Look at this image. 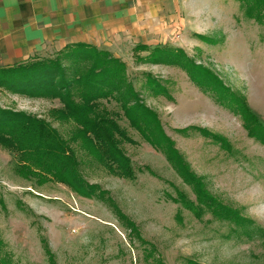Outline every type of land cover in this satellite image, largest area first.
<instances>
[{
  "label": "rangeland",
  "instance_id": "1",
  "mask_svg": "<svg viewBox=\"0 0 264 264\" xmlns=\"http://www.w3.org/2000/svg\"><path fill=\"white\" fill-rule=\"evenodd\" d=\"M258 1L176 0L171 23L98 47L126 65L139 101L189 164L198 191L240 223L205 207L187 209L185 203L198 202L194 188L123 118L136 141L123 148L138 177L127 181L84 166L87 180L106 191L102 200L60 184L33 187L14 173L17 155L0 148L3 252L20 264H49L46 238L59 264H264V145L221 104L227 101L221 91L199 84L196 73L198 66L211 72L264 126V6L255 9ZM142 44L146 48L138 49ZM166 51L182 52L190 65L160 60ZM0 107L45 118L67 137L70 126L49 116L61 107L58 100L29 98L0 85Z\"/></svg>",
  "mask_w": 264,
  "mask_h": 264
},
{
  "label": "trees",
  "instance_id": "2",
  "mask_svg": "<svg viewBox=\"0 0 264 264\" xmlns=\"http://www.w3.org/2000/svg\"><path fill=\"white\" fill-rule=\"evenodd\" d=\"M263 6V1L259 0L254 8ZM159 59L167 64L183 62L190 65L182 52L166 51ZM196 69L200 71L196 72L199 73V76L196 74L197 82L215 92L220 90L227 99L221 104L239 114L249 135L264 145V126L245 100L226 89L211 72L199 66ZM211 81L213 83H209ZM0 85L29 98L58 100L61 107L51 109L49 116L55 122L70 126L65 137L45 118L0 107V148L17 155L12 169L33 187L60 184L83 198L105 199L106 191L87 180L84 166L88 165L97 166L113 177L135 181L137 171L123 145H134L136 141L121 124L125 118L130 127L161 151L168 162L175 165L183 180L194 188L198 202L196 205L185 203L187 209L197 213L205 207L221 219H237L240 223L239 217L231 214L226 217L220 209L216 210L210 197L198 191L201 184L196 182L189 164L161 132L158 118L139 101L137 91L128 79L126 65L110 52L91 45L68 46L56 57H35L25 64L1 69ZM150 86L159 88L160 85L151 83ZM162 91L160 88L159 92ZM3 241L0 235V264H20L10 253L3 252ZM42 242L49 264H59L47 239ZM150 264L164 263L155 260Z\"/></svg>",
  "mask_w": 264,
  "mask_h": 264
},
{
  "label": "crops",
  "instance_id": "3",
  "mask_svg": "<svg viewBox=\"0 0 264 264\" xmlns=\"http://www.w3.org/2000/svg\"><path fill=\"white\" fill-rule=\"evenodd\" d=\"M176 5V0H0V70L68 46L98 48L110 39L143 37L171 23Z\"/></svg>",
  "mask_w": 264,
  "mask_h": 264
}]
</instances>
